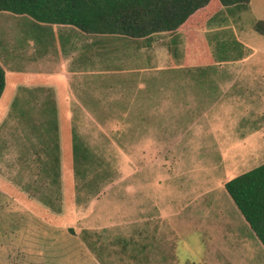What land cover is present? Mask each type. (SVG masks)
<instances>
[{
  "label": "rangeland",
  "instance_id": "obj_1",
  "mask_svg": "<svg viewBox=\"0 0 264 264\" xmlns=\"http://www.w3.org/2000/svg\"><path fill=\"white\" fill-rule=\"evenodd\" d=\"M256 20H264V0L221 10L204 32L207 60L194 62L181 34L92 36L1 12L0 264H264L263 247L224 188L198 194L222 179L210 170L221 150L239 161L262 146L224 144L252 134L231 130L237 110L226 86L234 80L240 89L239 77L243 84L249 76L264 94ZM239 43L258 49L242 67L251 51ZM167 95L173 103L164 104ZM161 105L166 114L146 122ZM165 118L186 134L179 163L135 152ZM263 163L261 155L247 168ZM194 196L208 205L182 202ZM224 239L229 250L214 251Z\"/></svg>",
  "mask_w": 264,
  "mask_h": 264
},
{
  "label": "trees",
  "instance_id": "obj_2",
  "mask_svg": "<svg viewBox=\"0 0 264 264\" xmlns=\"http://www.w3.org/2000/svg\"><path fill=\"white\" fill-rule=\"evenodd\" d=\"M250 1L0 0V12L25 15L42 24L70 26L92 36L149 39L155 34H181L189 60L205 61L208 46L204 32L212 19L223 9L248 10ZM253 30L264 37V20L255 21ZM4 86L0 67V98ZM224 190L264 249V164L227 181Z\"/></svg>",
  "mask_w": 264,
  "mask_h": 264
},
{
  "label": "crops",
  "instance_id": "obj_3",
  "mask_svg": "<svg viewBox=\"0 0 264 264\" xmlns=\"http://www.w3.org/2000/svg\"><path fill=\"white\" fill-rule=\"evenodd\" d=\"M250 9V7H249ZM1 13V12H0ZM257 21V20H256ZM62 27H70V26H63ZM72 28V27H70ZM152 37V36H151ZM150 37V39H151ZM149 39V40H150ZM241 46V49L244 50H249L251 51L250 53H246L245 54V58L243 60L240 61L241 67H242V63L245 62V64L249 61V58L253 57L256 53V50L258 49H254L252 47H250L249 45L243 44V43H239ZM244 53V52H243ZM0 60V67L3 69L4 68L1 64ZM211 62V60L209 61ZM234 64L235 62H231L229 64L230 68L227 69V71H231V73L234 71ZM252 75V74H249ZM4 77H5V71H4ZM248 78L247 81H245L243 84H241V81L244 79L243 76H240L239 78H241L240 81V89L238 87V85L236 84V82L234 83V80L232 81V83L230 85L226 86V92L227 94L230 96V100L229 103L233 104L235 107H232V110H237L236 112V117L231 125V130H237L240 126L244 127L250 131H252V134H248L246 137L247 138H238V139H228L226 138L227 142L225 141L224 144L229 148L230 151H234L235 148L239 147L240 145L243 146H248V147H253V146H257L260 143H262V146L257 149L255 152L251 151L248 152V154H244L242 153V151L240 150V152L242 153V159L238 161V159L240 158L237 157V155H232L231 157H227L225 155L224 151H220L221 154L219 153V162L216 165V167H211L210 170L212 172H221V177L222 179L219 180V178L216 179V186L215 187H211V189H201V192L198 194H201L202 196L205 194H210L215 192V189H222L224 188V184L241 175L238 174L240 173V169L244 170V169H248V165L252 162L257 161L261 155H264L263 149H264V124L259 122V117L258 114H264V94L260 91L261 90V86L259 84V82H252V80H249V76H246ZM64 79L65 82H70L71 81V74H65L64 73V77H62ZM17 86H20L21 88V83L16 84ZM16 85H14L13 87L16 88ZM6 86V85H5ZM5 86H4V90L3 93L5 92ZM2 93V95H3ZM2 97V96H1ZM171 97L169 95H167L165 97V102L164 104H171L174 101H172L170 99ZM236 99H240V106L238 107L239 102H236ZM178 101V100H176ZM162 104V102H161ZM240 109V110H239ZM156 110V108L154 109ZM165 106L161 105V109L158 110L157 112H152L150 111L146 117H145V121L146 122H150L148 120V115L149 114H157L159 116V118L162 115H165ZM86 111V110H84ZM146 113V111H145ZM167 118H165V123L162 124V126L160 125V131L157 132V134H154V136L146 141L145 144V148L143 149V153L141 151V149H137L135 152H140L141 154H146L147 156H150V159H155L158 155H160V159H165V161H169V162H180V159L183 156V153L179 147V143H182V140L185 139L186 134L185 133H181L179 132V124L177 123H173V122H168L166 123ZM209 129L212 128L211 124L209 123ZM171 130V133L168 132V134H166V130ZM174 131V134H172ZM199 132V131H198ZM263 132V133H262ZM196 134V133H195ZM256 136L257 138L252 140V137ZM167 140V144L166 141ZM183 144V143H182ZM160 147V148H157ZM235 156V157H233ZM237 157V158H236ZM264 164V163H263ZM262 164H259L254 167H258ZM252 168V169H254ZM179 169V168H177ZM252 169H248V170H244V173L247 171H250ZM243 174V173H242ZM213 176V175H212ZM210 177H202L201 182L202 183H207L208 179L211 178ZM202 196H194V197H190L191 200L188 201L187 198L186 201H182L186 204L188 203H193L196 204L198 202L199 204V209H203L205 205H208V203L206 201H201L202 200ZM216 198V201L218 199V196H214L211 199ZM218 204V203H216ZM146 206V205H144ZM138 208H142L141 205H138ZM190 207H186L185 209H189ZM206 208V207H205ZM154 209L155 210H159V207L157 205H154ZM166 214H161L160 216V220L163 221L166 217ZM152 221L150 220H145L144 223H151ZM168 226V224H167ZM229 236H231V234H229ZM167 242V239H164ZM230 240V239H229ZM163 242V240L161 241V243ZM227 241L224 239L222 241L221 244H219V240L215 241L213 246V250L217 251L219 249H221L224 246V249L221 252H227L229 250V247L227 245ZM260 243V242H259ZM261 245V244H260ZM233 249V247L231 248V250ZM228 257V256H226Z\"/></svg>",
  "mask_w": 264,
  "mask_h": 264
}]
</instances>
